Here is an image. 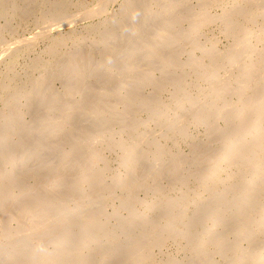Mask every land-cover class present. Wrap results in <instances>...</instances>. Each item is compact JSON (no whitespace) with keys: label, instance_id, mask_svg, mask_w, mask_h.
Masks as SVG:
<instances>
[{"label":"bare ground","instance_id":"bare-ground-1","mask_svg":"<svg viewBox=\"0 0 264 264\" xmlns=\"http://www.w3.org/2000/svg\"><path fill=\"white\" fill-rule=\"evenodd\" d=\"M21 1L26 3L24 7ZM37 1L0 0V13L17 12L20 17L19 12L31 4L33 9L37 4L44 6V1ZM106 1H98L101 12L96 10L85 17L91 20L99 12L97 20L81 25L80 29L93 39L81 48L85 57L80 62V71L87 79L102 75V86L108 84L107 75L116 72L109 84L121 95L116 108L120 125L109 131L112 135L108 137L109 132L100 123L102 130L89 147L84 166L69 176L68 181L63 178L69 175L68 165L82 158V147L73 136L79 123L72 129L67 126L69 132L63 129L67 119L51 127L45 119V129L35 127L25 132L24 120H18L21 103H34L33 96L18 101L15 117L6 119L7 83L22 84L23 78L13 67L7 71L11 72L10 77L0 89V159L9 154L8 166L0 164V264H106L105 256L120 245L131 249L121 264H219L220 259L223 264H264V0H234L229 7L227 0H160L159 8H148L139 16L130 14L138 0H123L121 9L111 15L104 12ZM192 1L195 12L189 11L193 8ZM68 2L57 1V6L65 7ZM215 2L223 9L219 17L223 23L217 28L226 37L236 36L243 21L252 27L242 40L235 39L231 45L202 49L197 61L191 53L189 66L192 68L197 62V70L182 72L173 57L192 42V33L197 27L208 25L211 15L204 9ZM51 5L57 8L54 3ZM128 19L133 26L132 33H140L138 40L159 19L155 35L143 44L138 41L139 49L127 46ZM186 19L192 21L193 27L189 38L183 39L177 25ZM62 25L40 28L34 40L42 38L45 50L54 55L69 41H76V25ZM226 28L232 29L231 33ZM207 37L211 45L213 40ZM82 42H77V47ZM4 55L3 51L0 54L3 60ZM142 58L147 70L139 76L132 74ZM37 63L42 69L41 77L46 66ZM172 76L175 85L180 81L185 85L179 91L175 85L167 86ZM65 80L71 78L65 77ZM140 87H148L149 91L143 92ZM232 87L238 89L237 100L228 113L221 98ZM78 91L77 103H81L85 99L84 89ZM258 94H262L259 100ZM99 95L100 92L91 106L97 108L95 111L101 108ZM220 99L222 102L217 101ZM245 100L250 101L246 108L252 111L250 119L241 108ZM54 105L51 99L47 109L52 110ZM126 109L132 115L125 124L122 119ZM105 115H100L103 117L100 122L108 120ZM142 115L146 118L140 121ZM211 117L214 124L210 122ZM193 126L203 128L202 140L197 146L191 142ZM67 136L74 140L71 148L76 150L74 158L70 149L63 148L61 153L65 159L52 181H45L40 195L33 196L36 185L32 180L42 179L41 175L44 177L48 171L39 163L35 165L39 151L46 141L60 146L62 140L67 141ZM176 136L181 143L192 146L197 161L205 158L201 175L193 162L190 163V154L181 156L178 149H170L169 143L174 147L179 145ZM33 141L35 144L31 146ZM108 152H115L119 159L113 183L104 178L107 160L104 154ZM147 158L149 161H145ZM63 185L78 187L74 195L80 201L75 199L76 205L62 208L56 216L38 200L44 196L52 201L62 198L66 195L59 192ZM8 186L10 203L6 198ZM90 187L97 193L88 194ZM97 194L101 200L117 201L111 211L100 214L94 210L91 214L97 204L94 202H100ZM122 196L130 202H124ZM8 205L15 214L9 224L4 218ZM67 210L70 212L66 213ZM230 229L237 231L232 239H228ZM51 232L56 241L51 239L50 247ZM167 246L172 249L169 263L163 251ZM96 254L101 258L89 263Z\"/></svg>","mask_w":264,"mask_h":264},{"label":"rangeland","instance_id":"rangeland-1","mask_svg":"<svg viewBox=\"0 0 264 264\" xmlns=\"http://www.w3.org/2000/svg\"><path fill=\"white\" fill-rule=\"evenodd\" d=\"M40 1V0H38ZM37 1V2H38ZM44 1V6L42 4H37L36 7L33 9L31 6L34 4H31L30 6H27V9L21 10L19 12L20 17H18L17 12H10L8 11L7 14L0 13V54L4 51L6 57L5 60L0 58V89H3L5 84L7 83V79L9 78V74L11 72H7L11 67L15 68L19 73L22 74L23 78L20 80L22 84L16 85V83H7L8 88L6 89L8 92L4 95L6 98V104L7 108L4 112V116L6 119L10 120V118L15 117V112L18 110V101H24L23 97H32L34 99V103L26 104L25 101L22 102V111L20 112V115L18 117V120H24V130L25 132L27 130H31L33 128H37V130L45 129L44 128V120L46 119V125L48 127H51L56 123L57 121L67 119V124L64 125L63 129H72V127H75L77 123H79L78 130L73 134L74 137H77V141L79 142L80 146L82 147L80 150L81 159L77 160L75 163H72L68 165L69 175H66L63 177L66 181H68L69 176L75 175L80 168L84 166L83 159L86 157L89 147L94 144V140L100 135V130H102V127L100 126V123H103V128L107 129V133L110 131H113L114 127H118L120 125V122L116 120V108L119 107L117 105L118 99L121 97L120 94L116 91V87H112V84H109V82L114 80V74L116 73H109L107 75L108 81L105 79L107 85L104 84L102 86L101 83V77L102 75H94L93 78L87 79L84 77L82 72L80 71V66L82 63V58L85 57V54L81 50V48H84L85 46H88L93 38H88L85 34L84 29H80L83 25V23L97 20L99 17L100 6L98 5L99 0H68V4L65 7L59 8L57 6V1L60 0H42ZM234 0H227V7H229ZM7 2V0H5ZM105 5V11L106 13H109L111 15L115 14V12L121 9L123 0H107ZM160 0H138L136 4L134 5V9L130 11V14L133 12L134 16H139L141 12L145 11L148 8L157 9L158 6L161 4L159 3ZM52 3L56 5L57 8L52 7ZM195 2L192 1V9L190 7L189 11L195 12ZM23 7L26 4L24 1H21L20 3ZM194 4V5H193ZM243 5V4H242ZM42 10V11H40ZM99 10V12H96V16L91 18H85L87 15H92V12ZM40 11V13H39ZM206 13L211 15V20L208 23V25H205L203 27H197L196 31L193 34L192 42L188 43L186 49H183L178 55L173 57L174 62L176 64H179V67L182 69V72L191 73L192 71H196L198 67V63L196 62L192 68H190V61L191 53L195 54L196 61L201 58V50L207 49V48H224L225 46L231 45L235 39H241V37L246 36L249 29L252 27V24L247 23L246 21L241 22L238 27V33L235 36L228 35L227 37L224 35L226 34L224 31L218 30L219 23H223L222 20L219 18L220 15L223 12L222 5H220L219 2H215L210 7H207V9H204ZM159 12V11H158ZM33 13V15H31ZM91 13V14H90ZM26 15H29L26 19L24 17ZM160 15V13L158 14ZM130 17V16H129ZM128 28L130 27V30L128 29V35H127V46H132L134 48L139 49L138 41H140V44L146 42L145 40L148 39V37H152L153 33L155 35L156 33V26L159 23L158 20L153 21V25L150 26V28L146 29L142 33V37L137 39L140 35L139 32L132 33V23L130 26V19L126 20ZM155 22V23H154ZM76 25L77 32L76 35V41L72 40L69 41L68 44H65V46L57 53L52 55L51 53H48L45 48V42L42 38H37L34 40L36 32L43 27H55L58 25ZM62 25V26H64ZM179 25V24H178ZM178 30L180 32V36L185 39L189 38L191 28L193 27V23L190 19H186L182 21V23L178 26ZM230 27V26H229ZM227 27V28H229ZM69 28V27H68ZM203 28V29H200ZM225 29L227 33H231L232 29ZM257 30V29H255ZM132 33V35H131ZM97 35H100V30L97 32ZM52 36H55L52 34ZM135 36V38H134ZM207 36H210L213 40L211 45H209L210 40ZM83 41L80 47L77 44L79 41ZM211 40V41H212ZM242 40V39H241ZM47 43V42H46ZM55 47V45H54ZM81 52H78L79 49ZM141 49V48H140ZM81 58V59H80ZM6 61V62H5ZM172 61V59H171ZM37 62H41L46 66L45 71H42V75L40 77V67L38 66ZM145 60H139L137 62L138 67L134 69V72L132 74L135 75H142L145 69L147 70L146 65L144 64ZM97 65V64H96ZM42 70V69H41ZM222 68L219 70L221 71ZM124 72L127 73V69H124ZM154 73V72H153ZM156 73V72H155ZM102 74V73H101ZM44 75L46 77H44ZM84 79H83V77ZM124 76V74H123ZM188 75H186L187 77ZM65 77L71 78V80H65ZM100 77V80H99ZM81 81V82H80ZM84 81V82H82ZM71 82V83H68ZM174 76L170 79L167 86H174ZM83 86V87H82ZM185 85L180 81L178 82L176 87V91H179L182 89ZM232 86H235V84H232ZM236 87V86H235ZM80 88L84 89V95L85 99L81 103H77L78 100V90ZM143 92H148V87H140ZM237 88H231L229 90L230 93H228L224 98H221L225 100V111L228 113L231 112V109L233 108L234 102L237 100ZM38 91V92H37ZM98 92H100L99 97L102 98L101 108H98V111H95V107H91L94 101V97L98 95ZM164 96V95H163ZM262 97V94L257 95V100ZM55 101V105L52 108V110L47 109V104L50 103V100ZM164 99L166 100V96H164ZM217 100L218 102H222V100ZM250 104V101L245 100L241 104V108L244 110V112L247 114V117L250 119V117L253 115L250 112L246 110L248 105ZM224 105V104H223ZM64 106H67L66 108ZM212 108H215V106L211 105ZM100 110L102 111L100 113ZM68 111L71 112L70 115H67ZM165 111V110H164ZM102 113L106 114L105 116L108 118V120H105L100 122V118L103 117L100 116ZM97 114V115H96ZM124 119H122V122L125 124L128 123L130 116L132 115L129 109H126L124 111ZM68 116V117H67ZM145 115H142L141 120L145 119ZM210 122L214 124L213 117H211ZM22 124V121H20V125ZM131 124V123H130ZM133 124V123H132ZM131 124V125H132ZM136 124V123H135ZM183 126V124H180ZM192 122L190 126H192ZM68 126V128H67ZM130 126V125H129ZM248 126V125H247ZM193 130V136L191 138V142H194V144L197 146L199 143H201L202 140V133L203 128L202 127H191ZM68 129V130H69ZM85 130V131H84ZM87 130L89 132H87ZM70 132V130H69ZM108 134V137L112 135V133ZM69 135V134H68ZM91 135V136H90ZM69 136H67V141L62 140L60 142V146L53 145L54 143L52 141H46L39 151L38 159L35 161V165L40 164V166H45L48 168V171L46 172V175L42 177V179L34 182L32 180V183L36 185L32 191L33 196H39L40 191L43 190L44 182L49 181L52 179V176L54 173L59 169V165L62 162V159H65L62 157L61 150L64 148L69 151L71 150L72 158L75 156L76 150H72L74 147V140H68ZM176 139L178 141L177 146H173L172 143H169L170 149H178V153L182 156L183 154H190L191 162H193L196 172H200L199 175L202 174L201 171H203V166L205 162V158H198V161L196 159V156L194 153H192L193 148L191 145H186L184 143L180 142V137L176 136ZM35 144L34 141L31 143V146ZM190 144V143H189ZM172 146V147H171ZM73 147V148H72ZM72 148V149H71ZM117 153L119 151L117 150ZM104 155L107 156V160L105 161L106 166V173H105V180L106 182H114V178L116 176V166L118 164L119 159L117 158L115 152L112 154L111 152L105 153ZM9 157V154L6 156H3L2 159H0V164L7 165V158ZM214 157V156H213ZM215 158V157H214ZM143 159L142 157L140 160ZM144 160V159H143ZM149 159L147 158V160ZM184 164H187L186 162ZM37 179L40 178V176H36ZM52 181V180H51ZM38 182V184H37ZM93 187V186H92ZM90 187L87 191L88 194H95L97 193L95 189ZM241 187V185H240ZM78 187L72 189V187H68L67 185L63 188L61 191L62 198L52 201L51 198H45L41 197L39 199V203L45 204L49 206V210L52 214L58 216L59 212L62 210V208H66L68 206L76 205L73 204L74 200L77 199L80 201V197L74 195L75 191ZM11 192L10 187L8 186L6 189V198L8 202L10 203V197H8V194ZM69 193H72L69 195ZM65 196V197H64ZM68 199H67V198ZM96 198L100 202H94L97 203L96 206L92 209L91 214L94 210H99L100 214L104 211H111L113 204H116L117 201L113 200H104L97 194ZM67 199V200H66ZM84 200V199H83ZM86 200V199H85ZM122 200L124 202H130L125 199V196H122ZM5 201V200H4ZM84 202V201H83ZM106 204H105V203ZM4 205V203H3ZM74 209H76V206H74ZM91 210V209H90ZM19 212V211H18ZM70 212V211H66ZM69 214V213H68ZM14 212L12 211L11 205H8V209L5 212L4 218L5 221L9 224L10 221L14 218ZM94 215V214H93ZM96 218H100V216L97 215ZM1 229V226H0ZM228 239H232L234 236H236L237 231L230 229L228 231ZM54 232H51L48 239H50V247L52 246L53 241H56V238ZM59 239V238H57ZM49 241V240H48ZM125 249V250H123ZM131 251L128 248H124L122 245L117 246V249L115 251L110 252L108 256H105L108 258L106 264H121L122 258L125 253H128ZM163 251L165 253L164 258L168 260L167 263L170 261V254L172 253L171 246L163 247ZM101 258L100 254H96L91 257V260L89 263H95L98 261V259ZM135 258V257H134ZM219 259V258H218ZM223 259L219 260V264H223Z\"/></svg>","mask_w":264,"mask_h":264}]
</instances>
